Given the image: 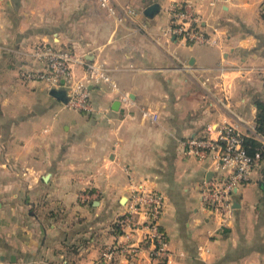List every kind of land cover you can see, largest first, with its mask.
Instances as JSON below:
<instances>
[{
    "label": "crops",
    "instance_id": "0c3cea01",
    "mask_svg": "<svg viewBox=\"0 0 264 264\" xmlns=\"http://www.w3.org/2000/svg\"><path fill=\"white\" fill-rule=\"evenodd\" d=\"M137 15L109 16L98 0H0V260L3 264H164L102 251L118 242V220L135 188L165 198L166 264H264V158L235 195L227 228L203 207L201 186L217 171L184 141L223 123L253 135L264 99V0H114ZM159 3L147 17L145 9ZM190 5L211 43L166 34L171 6ZM48 42L102 63L112 81L89 86L106 117L69 108L23 74L45 65ZM77 77L83 75L75 68ZM223 82L228 107L212 95ZM128 96V101L122 99ZM159 112L153 122L142 109ZM256 180V182L254 181ZM145 220V215H140ZM200 246L209 250L198 254Z\"/></svg>",
    "mask_w": 264,
    "mask_h": 264
},
{
    "label": "built area",
    "instance_id": "2783aa9c",
    "mask_svg": "<svg viewBox=\"0 0 264 264\" xmlns=\"http://www.w3.org/2000/svg\"><path fill=\"white\" fill-rule=\"evenodd\" d=\"M100 6L108 12L109 16L116 17L119 21H126L137 15L133 7H120L114 0H98ZM170 25L165 33L176 36L182 41L191 43H211L202 28L200 14L190 5L175 3L171 6ZM36 59L45 65L42 70L27 71L23 74L28 81H41L49 89L53 87H65L70 95L66 106L83 112L106 117L108 108L98 107L91 99L89 86L100 82H108L114 91L122 93L116 83L112 81L108 69L100 62L89 60L84 54L73 49L56 47L42 41L34 46ZM81 67L83 75L77 77L75 68ZM62 80L64 83L62 84ZM202 82V86L214 96L221 92L219 101L228 107V87L221 81L212 84L208 80ZM122 99L128 101V96L122 94ZM142 117L155 122L159 112L156 109L146 107L142 109ZM205 134L188 137L184 141L186 153L200 161L208 162L214 167L217 174L204 181L201 186V199L205 209L214 213L222 228L231 225L234 219L235 195L240 185L251 179L252 172L259 167L264 158V134L257 133L253 128V135L257 137L262 146L255 153H249L245 145L246 134L240 132L237 126L223 123L218 128L207 125ZM165 211L164 195L155 189L146 187L135 188L128 196L125 210L118 220L119 240L102 251L105 260L112 259L117 253L137 256L138 245H134L132 238L134 232L140 228L145 229V239L150 245L149 255L151 259L167 263L172 256L168 246L167 236L161 226V219ZM140 215H145V220H140ZM117 246H119L117 248ZM209 249L204 246L198 248V254ZM0 264L3 262L0 260Z\"/></svg>",
    "mask_w": 264,
    "mask_h": 264
},
{
    "label": "trees",
    "instance_id": "16d2710c",
    "mask_svg": "<svg viewBox=\"0 0 264 264\" xmlns=\"http://www.w3.org/2000/svg\"><path fill=\"white\" fill-rule=\"evenodd\" d=\"M258 114L256 117V131L257 133L264 134V99L258 101ZM245 145L249 153L253 154L255 151L262 146L261 141L254 135H246Z\"/></svg>",
    "mask_w": 264,
    "mask_h": 264
},
{
    "label": "water",
    "instance_id": "95a60500",
    "mask_svg": "<svg viewBox=\"0 0 264 264\" xmlns=\"http://www.w3.org/2000/svg\"><path fill=\"white\" fill-rule=\"evenodd\" d=\"M160 9L159 3H153L150 4L144 11L145 15L147 17H153ZM64 83V80H62V84ZM50 94L54 96L55 98L59 99L60 101L67 103L70 95L65 87H53L50 89ZM234 207L235 201H234Z\"/></svg>",
    "mask_w": 264,
    "mask_h": 264
},
{
    "label": "rangeland",
    "instance_id": "374dc122",
    "mask_svg": "<svg viewBox=\"0 0 264 264\" xmlns=\"http://www.w3.org/2000/svg\"><path fill=\"white\" fill-rule=\"evenodd\" d=\"M252 177V179H253V176H251ZM255 182H256V180H254ZM243 186V184L242 185H240V187H242ZM146 189H149V188H146ZM132 192V191H131ZM136 232H134V234H135ZM121 239H123V237H120ZM135 246H136V244H135ZM119 246H117V248H118ZM138 247H139V249H140V246L138 245ZM130 257H128L129 259H134V258H136L137 256H131V255H129ZM161 262V261H160ZM164 264H166V263H164Z\"/></svg>",
    "mask_w": 264,
    "mask_h": 264
}]
</instances>
